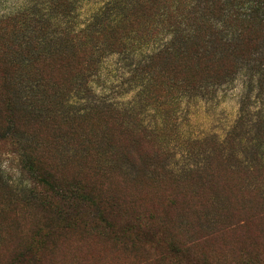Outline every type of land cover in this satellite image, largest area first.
<instances>
[{"label":"trees","instance_id":"obj_1","mask_svg":"<svg viewBox=\"0 0 264 264\" xmlns=\"http://www.w3.org/2000/svg\"><path fill=\"white\" fill-rule=\"evenodd\" d=\"M95 2L83 17L81 0H0V143L14 145L32 181L22 205L46 213L35 230L42 240L32 239L11 264L34 262L33 249L61 228H107L120 239L132 228L109 222L112 204L91 182L60 178L51 148L22 143L32 124L49 127L55 149L61 143L90 158L87 174H121L122 158L136 165L140 140L157 142L161 152L160 138L183 99L221 84L254 55L264 57V0ZM126 54L140 56L138 95L152 104L154 122L137 118L134 98L126 114L97 92L105 62Z\"/></svg>","mask_w":264,"mask_h":264},{"label":"rangeland","instance_id":"obj_2","mask_svg":"<svg viewBox=\"0 0 264 264\" xmlns=\"http://www.w3.org/2000/svg\"><path fill=\"white\" fill-rule=\"evenodd\" d=\"M95 1L81 0L83 17L97 8ZM261 57L254 55L221 84L183 99L178 114L168 120L167 135L160 138L161 152L155 150L157 142L140 140L132 160L137 166L122 158L121 174L113 169L108 175L87 174L84 166L94 164L90 158L75 157L61 143L55 149L49 127L32 124L22 143L51 148L50 162L58 165L60 178L91 182L98 196L112 204L109 222H130L132 228L122 239L107 228H61L45 239L44 248L33 249L34 262L19 264H264ZM139 59L129 54L109 58L97 92L103 89L104 98L118 101L126 114L134 98L137 118L154 122L152 104L138 95ZM189 140L196 142L188 145ZM14 148L0 143V264H11L32 239L42 240L35 230L46 215L36 205L21 203L32 181Z\"/></svg>","mask_w":264,"mask_h":264}]
</instances>
